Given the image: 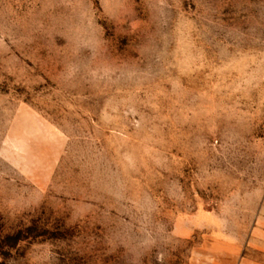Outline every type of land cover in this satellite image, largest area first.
Here are the masks:
<instances>
[{
    "label": "rangeland",
    "instance_id": "obj_1",
    "mask_svg": "<svg viewBox=\"0 0 264 264\" xmlns=\"http://www.w3.org/2000/svg\"><path fill=\"white\" fill-rule=\"evenodd\" d=\"M0 264H264V0H0Z\"/></svg>",
    "mask_w": 264,
    "mask_h": 264
}]
</instances>
